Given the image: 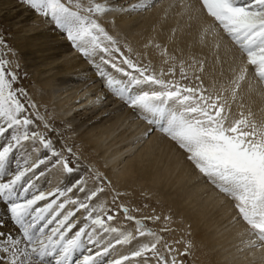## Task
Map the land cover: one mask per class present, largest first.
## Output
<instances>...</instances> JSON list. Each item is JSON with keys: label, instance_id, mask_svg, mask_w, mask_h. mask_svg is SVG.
Listing matches in <instances>:
<instances>
[{"label": "snow or ice", "instance_id": "obj_1", "mask_svg": "<svg viewBox=\"0 0 264 264\" xmlns=\"http://www.w3.org/2000/svg\"><path fill=\"white\" fill-rule=\"evenodd\" d=\"M22 2L65 35L93 65L113 97L131 108L151 131L171 140L200 176L232 201L235 221L244 225L241 236L251 237L242 241L244 246L264 248V121L258 122L251 110L235 113L225 95L230 92L232 101H236L250 74L264 85V0H198V7L187 5L189 10L211 18L202 40L222 32L243 58L229 87L221 86L219 91L215 85L211 90L205 87L199 76L196 79L201 83L195 87L165 80L163 71L150 72L148 66L141 67L124 57L118 41L100 22L112 9L99 0ZM150 6L154 4L145 0L133 5L132 10ZM0 48H8L2 37ZM161 54L167 56V50L162 49ZM13 63L0 52V204L17 231L16 235L6 232V221L0 217V264H152L153 260L155 264H184L172 255L176 249L166 243L163 247L168 255H162L158 246L163 237L131 216L127 207L120 206L126 219L135 221L136 235L107 223L113 216L104 205L91 204L105 191L102 185L106 177L102 173L89 168L88 177L80 176L63 188L45 191L37 186L36 182L53 168L58 167L69 177L78 173L79 156L70 146L58 148L47 135L56 130L41 115L27 90L18 86L19 75ZM179 67L181 79H188L184 63ZM199 71L204 72L202 62ZM168 74L175 75V66ZM240 107L243 109V103ZM41 128L43 131L38 130ZM41 150L45 154L32 159V153ZM89 179L97 182L94 190L87 188ZM74 190L84 198L69 195ZM81 210L85 213L83 222L77 215ZM93 212L98 214L93 216ZM99 213H104L106 220ZM148 219L158 221L160 217ZM170 219L164 217L161 232L169 230ZM140 237L152 239L142 242ZM116 245H132L136 250L108 259ZM192 247L190 241L186 242L179 255L190 256Z\"/></svg>", "mask_w": 264, "mask_h": 264}, {"label": "bare ground", "instance_id": "obj_2", "mask_svg": "<svg viewBox=\"0 0 264 264\" xmlns=\"http://www.w3.org/2000/svg\"><path fill=\"white\" fill-rule=\"evenodd\" d=\"M99 2L112 9L100 19L108 33L127 52L129 59L139 64L148 62L156 74L165 72L168 65L173 68L183 62L186 70L195 77L202 62L204 72L200 78L211 90L220 82L224 87L229 86V81L243 64L241 53L222 32L201 39L203 30L212 21L188 9V4L198 7V0H150L154 6L137 11L132 10V6L145 0ZM0 17L9 28L15 29L13 45L16 51L8 59L15 65L21 64L19 66H24L22 68L33 75L35 86L31 87L30 98L39 112L52 113L57 128L63 126L57 133L48 132L47 135H55L53 140L58 148L66 144L79 151L78 173L69 177L58 167L53 168L48 172L47 180L43 178L44 181L36 182L38 187L52 190L59 187L60 182H70L72 177H88V169L92 168L106 177L107 184L103 183L105 191L91 204H103L109 213L112 197L116 198L135 219H142L150 227L153 223L150 229L159 235L165 232L166 244L176 249L172 255L182 259L184 264H264V248H246L242 243L251 237L241 236L244 225L235 221L232 201L200 178L186 154L171 140L159 131H151L150 125L139 121L131 108L113 97L104 88L93 65L72 47L64 34L46 20L41 23V15L23 2L0 0ZM157 44L159 48L155 46ZM162 49L167 50V56L161 54ZM194 60L197 63L193 64ZM249 69L251 72V66ZM86 93L90 95L86 96ZM228 94L227 97H231ZM263 95L264 85L250 74L232 109L237 114L241 110L245 113L251 110L257 116L264 110ZM260 121H264V115ZM43 154L32 153V159ZM42 182L47 186L41 187ZM97 186L95 180H88L89 190ZM69 195L84 198L83 193L76 191ZM142 203L157 211L153 214L142 212L139 217L131 206L139 207ZM119 213L111 225L136 235L135 221L127 220L122 211ZM97 214L93 212V216ZM99 214L106 219L104 213ZM77 215L83 222L84 210ZM154 216H159L160 220L149 221L148 218ZM166 216L171 218L167 223L169 230L161 232ZM0 217L6 221L4 230L16 235V227L8 221L2 204ZM112 239L114 242L115 234ZM139 239L149 242L152 238ZM189 241L193 245L189 250L191 255H179ZM164 242L159 250L168 255ZM133 245L138 247L136 241ZM136 247L116 245L108 259L129 254Z\"/></svg>", "mask_w": 264, "mask_h": 264}, {"label": "rangeland", "instance_id": "obj_3", "mask_svg": "<svg viewBox=\"0 0 264 264\" xmlns=\"http://www.w3.org/2000/svg\"><path fill=\"white\" fill-rule=\"evenodd\" d=\"M13 2L15 1V2H19V3H22V0H12ZM161 2V1H160ZM137 11V10H136ZM40 21H41V23L42 22H44L46 19L43 17V16H41L40 17ZM44 19V20H43ZM46 23V22H45ZM48 24H51V26L53 25L51 22L49 23V22H47ZM15 30V29H14ZM14 30L12 29V27H8L5 23H4V21H3V19L0 17V37H2L5 41H6V43H7V45H8V48L7 49H5V48H0V52H3L4 54H5V58H9V55H11L13 52H15L16 51V49H15V47H14V45H13V43H14V39H15V32H14ZM226 36V35H225ZM118 46H119V48H120V50H121V52L123 53V55H124V57H127V58H129V55L128 54H126L127 52H125V50H123L122 49V47H120V45L118 44ZM79 54V53H78ZM134 59V58H133ZM10 60V59H9ZM97 62H99L98 60H97ZM133 62L134 63H136V64H138L139 66H141V67H144V66H147L148 65V67H149V70H150V72H153V73H155L154 72V70H153V67L148 63V62H144L143 64H139L136 60H133ZM17 64V63H16ZM19 65H21V64H19ZM13 69L18 73V75H19V80H18V86H20V87H23L24 89H26L27 90V92H28V94H30V91H31V89L35 86V82H34V79H33V75L31 74V72H26L25 70H24V68H22V67H24V66H19V67H15L16 65H15V63H13ZM184 67H187V66H185L184 65ZM170 69H172V67L171 66H169L168 65V67L166 66V71L164 72L165 73V75L163 76V79H165V80H176V81H179V83H181L182 85H188V86H199L200 85V83H201V80H197L196 79V77L197 76H199L200 77V74H201V72H197L196 73V76L195 77H192V74L193 73H189L188 71H187V74H188V79H181V77H180V67L179 66H176L175 67V75L174 76H172V75H169L168 73H169V71H170ZM186 69V68H185ZM221 86H223V82H220V84H216L215 85V90L216 91H219V89L221 88ZM32 87V88H31ZM226 87H229L228 85L226 86ZM85 92V91H84ZM226 94H228V93H226ZM225 94V95H226ZM87 95H90V93H86V96ZM228 95H230V92H229V94ZM30 96V95H29ZM85 96V97H86ZM227 96V95H226ZM231 96V95H230ZM263 97H264V95H263ZM228 98V103L232 106V107H234V104L236 103V101H232V99H231V97H227ZM230 100V101H229ZM41 113V112H40ZM254 114V113H253ZM41 115H44V114H42L41 113ZM49 115V116H48ZM263 115H264V110L262 111V113H258V115L257 116H255L254 115V118L258 121V122H260V119L263 117ZM45 117H46V119H47V121H48V123L56 130V133H57V131H59V129L60 128H63V126H60V127H56L57 126V124L55 125L53 122H54V120L52 119V113L50 112V113H47L46 115H44ZM53 120V121H52ZM139 121H141L140 119H138ZM40 130V129H39ZM43 131V130H42ZM48 136H50L52 139H54V136L55 135H53V134H48ZM62 140V139H61ZM55 141V140H54ZM64 145H66V144H64ZM71 147V146H70ZM73 149V151L76 153V155H78L79 156V151H77L75 148H72ZM43 150H41V153L43 154V152H42ZM44 155V154H43ZM79 159H80V156H79ZM14 167H15V165H14ZM13 167V168H14ZM49 172V171H48ZM48 172L46 173V175L45 176H43V177H41L40 179L42 180L43 178L44 179H48ZM199 174V173H198ZM200 175V174H199ZM198 178H199V176H198ZM200 178H201V176H200ZM44 179H43V181H44ZM76 178L75 177H72V179H70V182L69 181H63V182H60V184H59V188H63V187H65V185H67V184H69V183H72L74 180H75ZM103 183H106L107 184V181H104ZM42 184L43 185H41V187H46L47 185L45 184V182H42ZM48 184V183H47ZM75 191V190H74ZM73 191V192H74ZM78 193V192H77ZM70 194H73V193H70ZM144 197V196H143ZM116 198H114V197H112V200L113 201H111L112 203H111V207H110V211H109V213L108 214H110V215H112L113 216V220L112 221H110V222H108L109 224H112L113 222H115L116 220H117V218H118V216H119V212L121 211V208H120V203L117 201V199L115 200ZM140 207V208H139ZM139 207H137L136 205H134V206H131V209L132 210H134L135 211V213L137 214V215H140L139 217H141V213L142 212H150L151 214H153V213H155V208H147V205L146 204H143L142 203V205L141 206H139ZM136 208V209H135ZM154 209V210H153ZM145 210V211H144ZM150 210V211H149ZM118 211V212H117ZM157 211V210H156ZM140 212V213H139ZM128 220V219H127ZM137 220H140V218L139 219H137ZM142 220V219H141ZM129 221H131V222H133V220H129ZM149 221H152L151 219H149ZM112 222V223H111ZM144 223V222H143ZM146 225H148V224H146ZM145 225V226H146ZM152 226L150 227V225L149 226H146L147 228H152L153 227V223L151 224ZM165 233V232H164ZM164 233H162V237H163V239L164 240H162L164 243H166L167 242V240H166V237L165 236H163L164 235ZM162 241H161V243H162ZM159 247V249H161L160 248V245L158 246ZM159 251H161V250H159ZM161 254L163 253L164 254V252H160ZM162 254V255H163ZM182 259H180V261H181ZM155 263V260H153V264Z\"/></svg>", "mask_w": 264, "mask_h": 264}]
</instances>
